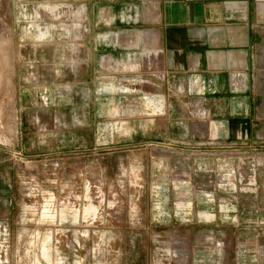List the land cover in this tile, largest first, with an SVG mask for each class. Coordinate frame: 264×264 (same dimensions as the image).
Returning a JSON list of instances; mask_svg holds the SVG:
<instances>
[{
    "label": "rangeland",
    "instance_id": "obj_1",
    "mask_svg": "<svg viewBox=\"0 0 264 264\" xmlns=\"http://www.w3.org/2000/svg\"><path fill=\"white\" fill-rule=\"evenodd\" d=\"M113 14L0 0V264H264V137L211 135Z\"/></svg>",
    "mask_w": 264,
    "mask_h": 264
},
{
    "label": "crops",
    "instance_id": "obj_2",
    "mask_svg": "<svg viewBox=\"0 0 264 264\" xmlns=\"http://www.w3.org/2000/svg\"><path fill=\"white\" fill-rule=\"evenodd\" d=\"M99 3L114 13L108 27L134 24L133 41L149 48L148 63L204 103L211 135L264 137V0ZM121 49L101 55L112 59Z\"/></svg>",
    "mask_w": 264,
    "mask_h": 264
},
{
    "label": "bare ground",
    "instance_id": "obj_3",
    "mask_svg": "<svg viewBox=\"0 0 264 264\" xmlns=\"http://www.w3.org/2000/svg\"><path fill=\"white\" fill-rule=\"evenodd\" d=\"M6 24H5V22H3V20L2 19H0V30H2L3 32H4V30L6 31ZM1 62V61H0ZM2 64V62L0 63V66H3V64ZM7 112H8V109H7ZM6 117H7V114H6Z\"/></svg>",
    "mask_w": 264,
    "mask_h": 264
}]
</instances>
